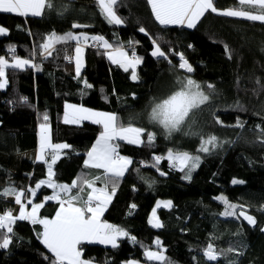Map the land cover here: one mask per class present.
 Instances as JSON below:
<instances>
[{"label":"trees","instance_id":"trees-1","mask_svg":"<svg viewBox=\"0 0 264 264\" xmlns=\"http://www.w3.org/2000/svg\"><path fill=\"white\" fill-rule=\"evenodd\" d=\"M51 2L52 8L41 16L0 13V27L7 30L0 35V56L12 60L7 53L13 47L20 58L33 59L38 66L7 69L8 83L0 89V191L10 186L28 189L47 179L45 161L51 162V156L44 161L34 157L38 128L44 123L50 127L52 144L70 145L52 166L53 179L71 185L82 174L87 179L95 177L98 171L85 168L84 161L102 128L91 122L63 123L64 106L114 113L125 126L131 123L146 129L145 142L147 132L155 133L152 146L114 142L119 154L132 163L118 178L101 220L136 240L124 237L116 248L81 244V258L91 264H160L146 259L144 251L149 249L162 251L163 264H264V23L208 10L194 28L164 26L155 20L147 0H118L115 11L123 23L115 25L108 23L95 3ZM73 24L86 27L73 28ZM53 32L103 36L114 47L123 46L129 56L134 49L142 58L137 79L129 70L113 65L103 46L84 51L79 76L67 59L73 42L56 44L51 56H40L39 46ZM154 46L167 58H155ZM180 54L193 68L191 73L179 68ZM184 78L200 84L210 99L190 113L183 131L166 138L163 129L150 121V113L155 103L178 90V81ZM85 81L91 87H85ZM209 84L214 87L207 88ZM237 121L242 127L236 126ZM188 131L198 135H185ZM210 136L217 137L218 146L198 153L201 138ZM169 149L200 155L190 179L185 178L186 169L170 167L167 159L152 166L153 157H165ZM234 179L243 183L233 184ZM111 188L109 184V192ZM51 194V189L42 187L33 203ZM219 197L237 205L236 216L223 215L226 206ZM12 199L0 197V214L8 209L15 214ZM165 199L172 206L157 210L162 226L154 229L149 215L155 202ZM57 206L46 202L39 216L51 218ZM240 211L255 223L239 216ZM40 231L28 220H17L8 248H0V264H51L52 256L38 238ZM209 244L218 254L216 261L203 255Z\"/></svg>","mask_w":264,"mask_h":264},{"label":"snow or ice","instance_id":"snow-or-ice-1","mask_svg":"<svg viewBox=\"0 0 264 264\" xmlns=\"http://www.w3.org/2000/svg\"><path fill=\"white\" fill-rule=\"evenodd\" d=\"M118 0H96L100 14L105 17L109 24L120 25L123 20L117 15L115 6ZM151 7L154 18L164 26L180 25L188 28H194L199 19L211 10L219 15L243 18L249 21H259L264 23V0H237V7L228 10H218L214 7V0H147ZM51 0H0V13H13L19 16H41L44 10L52 8ZM86 27L85 25L73 24V28ZM141 32L145 30L140 29ZM7 33V30L0 27V35ZM147 34V33H145ZM91 40L95 42L92 46H102L112 51L107 52L108 59L114 64L123 67L125 71L132 69V79L136 80V66L141 63L140 57H137L135 52L129 56L128 52L123 49V46L114 47L103 36H88L75 35L71 32L64 35H58L55 32L46 37L45 42L39 47L41 51L39 55L47 58L56 50L55 45L75 41L76 53V74L79 76L81 70L82 45H87ZM155 43V42H154ZM9 52L15 53V48L9 47ZM34 58L36 52L31 54ZM154 57L167 58L166 54L156 46L152 52ZM71 62V58L67 57ZM180 69H186L191 73L193 68L185 60L183 54L179 56ZM171 62V61H169ZM25 67H37L33 59H22L13 55L12 61L9 62L4 56H0V89L6 88L8 83L6 70H23ZM180 87L167 98L155 103L150 113V121L163 129L166 138H170L174 133L183 131L184 125L187 123L190 113L207 103L210 99L200 84L191 78H184L178 81ZM259 84L260 82L257 81ZM85 87H91L85 81ZM214 86L209 84L207 88L212 89ZM43 120L46 122L48 116L45 113ZM83 120H90L94 124L102 126V131L92 146L87 152V159L84 161L85 168L102 169V174L96 175L93 179H87V174L77 176L71 183H57L53 177V165L59 158L60 150L70 147L68 144H52L49 136V129L46 123L41 124L40 148L38 160H44L45 152L51 149L47 154L51 156V162H47V179L38 181L34 187L28 189L17 190L15 187H8L0 191V197H13L14 203L19 205L18 215H13L11 209L0 214V248L6 249L11 243L9 234H13V227L17 220H28L33 225L39 224L43 231L39 233L38 238L45 246L48 252L51 253V264H91L90 261L83 260L80 245L84 242L110 244L113 248L118 247V240L123 237H128L133 242L136 238L129 237V233L119 226L104 222L101 217L106 210L112 197L115 195L116 185L119 177H122L127 171L128 166L132 163L131 159L123 157L118 152L119 145L114 141H126L130 144H144L152 146L155 141V133L147 132L146 142L142 139L146 129L133 126L129 123L127 126L122 124L119 117L114 113H105L92 111L88 108L77 107L76 105L66 104L63 116L65 124H78ZM220 123V121H217ZM237 127H242L237 121ZM264 134V130H262ZM185 135H198L197 133L188 131ZM264 143V139L261 140ZM218 146L217 137L210 136L207 139L201 138L200 147L197 152L208 153L210 147ZM167 159L170 162V167L178 171L187 172L185 178H191V171L198 167L201 157L200 155H192L186 151L168 150L167 156H154L155 167L161 161ZM164 175V173H161ZM97 181L103 183V187H96ZM233 184L243 183L234 179ZM109 184L112 185L111 192L108 191ZM42 186L52 189V194L44 197V202L55 201L59 207L52 218H41L39 210L44 207V202L33 203L37 191ZM73 190H76L75 192ZM226 206L223 215L225 217L236 216L237 205L230 204L226 198L219 197ZM171 201L163 202V206L171 207ZM31 205L28 210L27 206ZM162 206V202H157L156 208ZM135 208L133 204L131 206ZM250 224H254V219L247 215L244 211L239 212ZM152 217H156L155 208L152 211ZM149 223L153 227H161L162 225L153 223L149 219ZM157 248H160L161 242L155 241ZM232 251V249H229ZM203 255L208 261H216L218 254L215 253L212 244H209L204 250ZM144 256L149 261H157L160 264L166 260L162 251H152L145 249ZM47 258V257H46ZM129 264H139L136 261H129ZM170 264V262H169Z\"/></svg>","mask_w":264,"mask_h":264},{"label":"crops","instance_id":"crops-1","mask_svg":"<svg viewBox=\"0 0 264 264\" xmlns=\"http://www.w3.org/2000/svg\"><path fill=\"white\" fill-rule=\"evenodd\" d=\"M75 1H78V2H84V3H89V4H92V3H95L96 4V0H75ZM236 4H237V0H214V7H216L218 10H228V9H234V8H236L237 6H236ZM97 5V4H96ZM151 8V7H150ZM156 20V19H155ZM157 21V20H156ZM158 22V21H157ZM168 26V25H167ZM174 26H180V25H174ZM183 27H185V28H188V27H186V26H183ZM188 29H190V28H188ZM81 34H84V35H88V34H85V33H75V35H81ZM88 36H91V35H88ZM94 36V35H93ZM71 42H73V44H74V50H73V53H72V58H74L73 59V66H74V69L76 68V53H75V47H76V42L75 41H71ZM91 43H93V41H91V40H89L88 42H87V45H82V53L80 54V58H81V70H80V72L82 71V69H83V66H84V58H83V56H84V51L87 49V48H89V45L91 44ZM101 46H102V43H101ZM110 51H112V49H107L106 50V57H108L107 56V52H110ZM110 61V60H109ZM9 62H11V60L9 61ZM111 63H112V61H110ZM113 65H117L118 67H120L118 64H114V63H112ZM139 65V64H138ZM138 65L136 66V69H135V71L136 70H138ZM25 68H27V67H25ZM122 70H124V68L123 67H120ZM19 70V69H18ZM125 71V70H124ZM129 71H130V73H132V69L131 68H129ZM75 105V104H74ZM77 107H81V106H79V105H76ZM93 111V110H92ZM65 112V106H64V111H63V113ZM97 112H100V111H97ZM63 116H64V114H63ZM63 116H62V121H63ZM86 122H91L90 120H83V121H81L80 123H78V124H81V123H86ZM64 123V122H63ZM92 123V122H91ZM94 124V123H93ZM73 125H75V124H73ZM97 125V124H96ZM99 125V124H98ZM48 126V125H47ZM101 126V125H100ZM101 128H102V126H101ZM48 129H49V133H50V127L48 126ZM102 131V130H101ZM39 133H40V127L38 128V132H37V135H38V142H37V146H38V148H37V150L35 151V158H36V155H37V151L39 150V148H40V144H39V141H40V135H39ZM50 136V135H49ZM99 137V136H98ZM98 139V138H97ZM51 141V140H50ZM117 141H120V140H117ZM96 142V141H95ZM95 142L93 143V144H95ZM114 142H116V141H114ZM122 142H126V141H122ZM127 143V142H126ZM128 144H130V143H128ZM134 145H137V144H134ZM92 148V147H91ZM64 149H62V150H60V151H63ZM91 150V149H90ZM89 150V151H90ZM48 152H50V150L49 151H46L45 152V156H47V153ZM86 159H87V157H86ZM85 159V160H86ZM130 166V165H129ZM93 169H95V168H93ZM96 171H98V173L96 174V175H98V174H102V172H103V170L102 169H95ZM95 175V176H96ZM94 178V177H93ZM93 178H91V179H93ZM104 185H103V183H101L100 181H97V183H96V187H98V188H101V187H103ZM44 202V201H43ZM48 202V201H47ZM51 202H54V203H56L55 201H51ZM46 203L44 202V205H45ZM16 206V205H15ZM30 205H28L27 206V208L29 207ZM58 207H59V205L57 206V209H58ZM57 209H56V211H57ZM107 209V208H106ZM106 211V210H105ZM104 211V212H105ZM40 212V211H39ZM56 213V212H55ZM55 213H54V215H55ZM54 215L52 216V217H54ZM51 217V218H52ZM42 218V217H41ZM50 219V218H49ZM28 222H30V221H28ZM31 223V222H30ZM32 224V223H31ZM35 225H38L39 227H40V232H42L43 231V228H42V226L41 225H39V224H35ZM124 238V237H123ZM120 239H122V238H120ZM40 242H41V240H40ZM82 244H89V245H92V244H97V245H100V246H105V247H112L110 244H101V243H88V242H84V243H82ZM45 247V246H44ZM46 249V248H45ZM47 250V249H46ZM47 252H48V250H47ZM48 253H50V252H48ZM51 254V253H50Z\"/></svg>","mask_w":264,"mask_h":264},{"label":"rangeland","instance_id":"rangeland-1","mask_svg":"<svg viewBox=\"0 0 264 264\" xmlns=\"http://www.w3.org/2000/svg\"><path fill=\"white\" fill-rule=\"evenodd\" d=\"M93 4H94V3H93ZM237 18H238V17H237ZM242 19H243V18H242ZM94 43H95V42L91 43V44L89 45V47H92L93 49H94V48H97L96 46H95V47L92 46ZM98 47H99V46H98ZM155 47H156V46H154L152 52L155 50ZM152 52H151V54H152ZM48 57H49V56H48ZM155 58H159V57H155ZM9 61H10V60H9ZM11 61H12V60H11ZM68 62H69V61H68ZM180 62H181V61H180ZM71 64H73V63H71ZM183 70L186 71V69H183ZM186 72H187V71H186ZM81 124H82V123H81ZM78 125H79V124H78ZM40 134H41V128H40V133H39V135H40ZM39 144H40V141H39ZM49 150L51 151V149H47L46 151H49ZM38 155H39V150L37 151V155H36V158H35L36 160H38V159H37V156H38ZM47 155H48V154H47ZM120 155L123 156L122 154H120ZM165 156H167V154H166ZM34 157H35V156H34ZM123 157H124V156H123ZM45 158H47V157L45 156V157H44V160H45ZM44 160H39V161H44ZM161 160H162V159H161ZM168 162H169V161H168ZM128 167H129V166H128ZM196 168H197V167H196ZM196 168H195L194 170H196ZM186 170H187V169H186ZM194 170H192V171H194ZM46 178H47V177H46ZM42 187L46 188V186H42ZM42 187H41V188H42ZM47 188H48V187H47ZM26 189H27V187H26ZM26 189H25V190H26ZM49 189H50V188H49ZM39 190H40V189H39ZM39 190H38V191H39ZM51 190H52V189H51ZM38 191H37V192H38ZM32 199H33V198H32ZM12 200L14 201V199H12ZM12 200H11V201H12ZM158 201H159V202H162V206L159 207V208H156V205H157V202H158ZM167 201H169V200H166V199H165V200H157V201L155 202V205H154L155 207H154V208H155V210H156V217H155V218L152 217V211H153V210L151 211V213H150V215H149V219H152V220H153V223H157V222H159V224H161L160 219H159V217L157 216V210H158V209H161V208H163V209L170 208V207H165V206H163V202H167ZM48 202H50V201H48ZM45 203H46V202H45ZM15 205H16V204H15ZM171 206H172V205H171ZM18 209H19V205H16V206H15V210H14V212H15L14 215H18ZM30 209H31V205L28 207V210H30ZM148 223H149V220H148ZM149 226L152 227V228H154V229H156V228H161V227H153L152 224H150V223H149ZM262 231L264 232V229H263ZM136 262H137V261H136ZM127 264H129V262H128ZM139 264H141V263H139Z\"/></svg>","mask_w":264,"mask_h":264},{"label":"built area","instance_id":"built-area-1","mask_svg":"<svg viewBox=\"0 0 264 264\" xmlns=\"http://www.w3.org/2000/svg\"><path fill=\"white\" fill-rule=\"evenodd\" d=\"M96 47H98V46H96ZM133 51H134V49H130L131 54H132ZM13 55L19 57V53H18L16 50H15V53H14V54L11 53V52H8V53H7V57L13 58ZM67 57H70V58H71V62H70L69 59H68L69 63H73V59H74V58H72V56H70V55H68ZM8 210H9V209H8Z\"/></svg>","mask_w":264,"mask_h":264}]
</instances>
